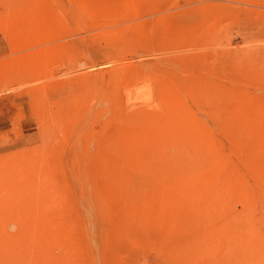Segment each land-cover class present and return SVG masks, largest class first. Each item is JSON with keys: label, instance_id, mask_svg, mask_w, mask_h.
Returning <instances> with one entry per match:
<instances>
[{"label": "rangeland", "instance_id": "obj_1", "mask_svg": "<svg viewBox=\"0 0 264 264\" xmlns=\"http://www.w3.org/2000/svg\"><path fill=\"white\" fill-rule=\"evenodd\" d=\"M21 1L0 0V264H264L229 247L243 200L264 237V0H33L16 39ZM139 111L163 136L143 160Z\"/></svg>", "mask_w": 264, "mask_h": 264}, {"label": "bare ground", "instance_id": "obj_2", "mask_svg": "<svg viewBox=\"0 0 264 264\" xmlns=\"http://www.w3.org/2000/svg\"><path fill=\"white\" fill-rule=\"evenodd\" d=\"M27 1V0H26ZM28 1H30V0H28ZM27 1V2H28ZM19 2V1H18ZM20 2H22L23 3V1H21L20 0ZM26 2V3H27ZM29 3H31V1L29 2ZM36 3V2H35ZM19 4V3H18ZM38 5V4H37ZM10 6V5H9ZM21 6V5H20ZM25 6H27L26 4H25ZM39 6V5H38ZM28 7V6H27ZM33 0H32V5H31V8H29L28 10H25L23 13L21 12L20 14H19V19L17 20V22L15 23L14 22V20H12V22L14 23V24H16V25H14V26H16L15 27V32L13 31V28H12V30L11 31H13L14 32V36H15V38L16 37H18V36H20L21 35V33H23L24 34V32H28L30 29H31V26H33V28H35V26L37 27H39L40 26V24H41V18H42V14H40V7H34V10H36L35 12H31L30 10L32 9L33 10ZM18 8H19V6H18ZM18 8H17V11H18ZM22 8V7H21ZM13 11H16V9L14 10V9H12ZM9 11V10H8ZM31 12V13H30ZM24 14V15H23ZM14 17V16H13ZM5 18V17H4ZM13 19V18H12ZM1 20V19H0ZM6 19H4V21H2V23H1V25L4 23V24H6L7 22H8V28L9 27H12V26H10L9 25V21H10V19L8 20H6ZM12 22H10V24H13ZM0 25V26H1ZM3 26V25H2ZM5 26V25H4ZM5 28V27H4ZM36 29V28H35ZM35 29H32V31L34 30L35 31ZM8 30V29H7ZM10 30H9V32H10ZM38 30V29H37ZM36 30V31H37ZM31 31V30H30ZM29 31V32H30ZM33 31V32H34ZM12 32V33H13ZM28 32V33H29ZM32 32V33H33ZM34 33H36V32H34ZM33 33V34H34ZM9 35H10V33H9ZM13 36V35H12ZM26 36V35H25ZM33 36H35V34L33 35ZM10 37V36H9ZM22 37H24V36H21V39L20 40H22V39H24V38H22ZM31 37H32V35H31ZM30 37V38H31ZM7 38V37H6ZM12 38V37H11ZM10 38V39H11ZM16 39H18V38H16ZM4 40V39H3ZM28 40V39H27ZM31 40V39H30ZM12 41V40H11ZM23 41V40H22ZM22 41L20 42V43H22ZM19 42V41H18ZM14 43V42H13ZM24 43V42H23ZM30 43V42H29ZM18 44V43H17ZM16 44V45H17ZM26 44V43H25ZM15 46V45H14ZM18 46V45H17ZM20 46V45H19ZM23 47V46H22ZM20 62V61H19ZM16 63V62H15ZM23 63V62H22ZM70 63V62H69ZM12 64V63H11ZM17 64V63H16ZM71 64V63H70ZM18 65V64H17ZM20 65V64H19ZM22 65H24V64H22ZM26 65H27V63H26ZM9 66V65H8ZM31 67L33 66V64L31 63V65H30ZM9 67H11V65L9 66ZM9 67H8V69H9ZM12 67H13V65H12ZM24 67V66H23ZM31 67H29L28 66V68H30L31 70H32V68ZM34 67H36V65L34 66ZM33 67V68H34ZM5 68L7 69V67L5 66ZM15 67H13L12 69H14ZM16 69V68H15ZM14 69V70H15ZM25 69V68H24ZM23 69V70H24ZM10 70V69H9ZM14 70L12 71L13 73H18V75H16L15 74V77L12 75V73H11V71L9 72L8 70H6V74L5 75H8L9 73H11V74H9L10 76L12 75L14 78H17L20 74H22V73H19V72H21V71H18L19 70V68L18 69H16L17 70V72L15 71L14 72ZM22 70V69H21ZM22 70V71H23ZM36 70H37V67H36ZM7 71L9 72L8 74H7ZM78 72H81V71H78ZM77 72V73H78ZM23 73H24V71H23ZM25 73H26V71H25ZM30 73V72H29ZM28 74V73H27ZM31 74V73H30ZM73 74V73H72ZM8 75V76H9ZM17 76V77H16ZM26 76H28V75H26ZM12 78V77H11ZM23 78V77H22ZM150 87H148L147 88V90H146V92L145 91H143L144 93H143V95L142 96H138L137 98H139V99H143L142 100V104L143 103H146V102H148L150 99H151V96H152V93H153V91L151 90L152 88H150ZM139 92V91H138ZM140 93V92H139ZM142 93V92H141ZM127 94H129L128 95V98L130 99V98H134V96L132 95V91L131 92H129V93H127ZM127 94H125V96H127ZM136 95V94H135ZM104 99V98H103ZM113 99V98H112ZM101 100V99H100ZM138 100V99H137ZM42 103V102H41ZM112 103V102H111ZM150 103H151V101H150ZM75 105H76V103H75ZM62 107V106H61ZM144 107V106H143ZM62 109V108H61ZM176 114V113H175ZM174 114V115H175ZM173 117H175V116H173ZM135 118V117H134ZM133 118V119H134ZM132 119V120H133ZM138 119H142L143 121H146V122H144V127H142V129L140 130V131H136V133H131V132H127L126 133V135H122L123 137H124V140H126V141H130V143L129 144H127V145H124V149L126 150H130L131 149V151L133 150V151H135L137 154H138V152H139V154H138V158H139V160L141 159V160H143L142 159V157H145L146 155H147V153L149 152V154H150V152L151 151H154V150H156L157 148H161L162 147V144H161V140H162V138H163V136H161V134H160V128H161V125H160V118H159V116H158V114L157 113H151V114H149V113H144L143 111H139V114H138ZM137 118H136V120L137 121H141V120H138ZM127 120H129L130 121V119H127ZM135 120V119H134ZM180 120V119H179ZM128 121V122H129ZM174 121H175V119H174ZM127 122V123H128ZM137 125V124H136ZM138 126V125H137ZM129 127V126H128ZM133 127V126H132ZM180 127V126H179ZM183 128V127H182ZM139 129V128H138ZM162 129V128H161ZM136 130V129H135ZM180 130V129H179ZM132 132H135V131H133L132 130ZM172 132V131H171ZM184 134H185V131H184ZM118 135V134H117ZM179 135V134H178ZM181 135V134H180ZM183 137V136H182ZM127 138V139H126ZM166 140V139H165ZM164 140V141H165ZM169 140V139H168ZM177 140V143H178V138L176 139ZM168 142V141H167ZM176 142V141H175ZM127 143V142H126ZM162 143H163V140H162ZM172 143V142H171ZM166 145H167V143H166ZM168 146H169V144H168ZM159 148V149H160ZM173 148V147H172ZM180 148V147H179ZM189 148V147H188ZM158 149V150H159ZM157 150V151H158ZM189 150V149H188ZM172 155H173V153H171ZM150 155H152V154H150ZM180 155V158H182V163L179 161V164L181 163V167H182V165H183V167L182 168H184L185 167V164H187L188 163V156L187 155H183L182 153L181 154H179ZM137 156V155H136ZM142 156V157H141ZM152 158V157H151ZM173 159V158H172ZM153 160V159H152ZM174 160V159H173ZM172 160V161H173ZM144 161H145V159H144ZM148 161H150V159L148 160ZM147 161V162H148ZM146 162V161H145ZM151 162H153V161H151ZM142 163H143V161H142ZM142 163H141V165H142ZM173 163H174V161H173ZM177 163V162H176ZM197 163H199V160H198V162L196 161V160H193V161H191L190 163H189V165H190V167H193L194 168V165H195V167H201L202 165H199V164H197ZM149 164V163H148ZM140 165V164H139ZM156 165V164H155ZM177 165V164H176ZM153 166V165H152ZM180 166H178V167H180ZM2 167V166H1ZM173 167H175V166H173ZM177 167V166H176ZM180 167V168H181ZM187 167V166H186ZM0 169H2V168H0ZM2 177H3V174L1 173L0 174ZM227 176V174L225 175V178H227L226 177ZM230 179V178H229ZM231 179H233V178H231ZM230 179V180H231ZM228 182V181H227ZM226 182V183H227ZM29 195V194H28ZM242 196V195H241ZM29 202V201H28ZM240 203V202H239ZM29 204V203H28ZM238 204V203H237ZM235 206H236V204H235ZM237 207V206H236ZM228 210H229V208H227ZM230 210H231V208H230ZM229 210V212H231ZM237 210V209H236ZM238 213H239V220H238V226H237V228H238V237H237V240H236V242H234L233 244H229L230 246L229 247H233V249H236V250H234V253H235V251L236 252H238V256H239V258L242 260V261H244V260H246V259H250V256H255V248H257V246H260V244H264V237H262V235H261V232H260V230L258 229V227L259 226H257L254 222V220H255V215H254V213H253V211H252V208L249 206V205H246V203H245V201L243 200L241 203H240V205H239V208H238ZM236 213V212H235ZM231 216H232V214H230ZM233 216H234V214H233ZM235 219V218H234ZM236 220V219H235ZM237 222V221H236ZM261 224H264V216H263V218H261ZM261 224H260V226H261ZM235 225H237V224H235ZM235 227V226H234ZM260 237V239H261V242L259 241V239H257V237ZM226 241V240H225ZM227 247V246H226ZM258 254V253H257ZM234 255H236V254H234ZM235 257V256H234ZM236 258V257H235ZM231 259V258H230ZM260 259V258H259ZM258 259V260H259ZM262 259V258H261ZM260 259V260H261ZM233 262H234V258L233 259H231ZM238 260V259H237ZM258 260H256V261H258ZM228 262H229V259H228ZM259 262V261H258ZM261 262V261H260ZM238 263V262H237ZM250 263H252V262H250ZM241 264H243V262L241 263Z\"/></svg>", "mask_w": 264, "mask_h": 264}]
</instances>
